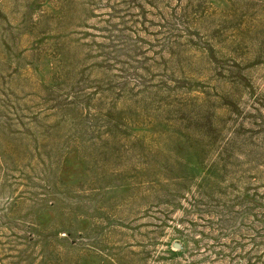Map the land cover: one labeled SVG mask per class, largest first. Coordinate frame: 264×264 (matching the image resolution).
I'll return each instance as SVG.
<instances>
[{
	"label": "rangeland",
	"instance_id": "1",
	"mask_svg": "<svg viewBox=\"0 0 264 264\" xmlns=\"http://www.w3.org/2000/svg\"><path fill=\"white\" fill-rule=\"evenodd\" d=\"M0 264H264V0H0Z\"/></svg>",
	"mask_w": 264,
	"mask_h": 264
}]
</instances>
